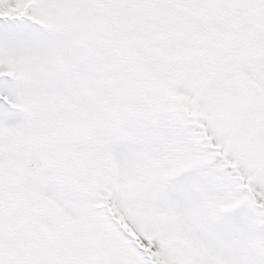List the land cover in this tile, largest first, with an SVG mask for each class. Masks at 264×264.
Returning a JSON list of instances; mask_svg holds the SVG:
<instances>
[{"label":"snow or ice","instance_id":"snow-or-ice-1","mask_svg":"<svg viewBox=\"0 0 264 264\" xmlns=\"http://www.w3.org/2000/svg\"><path fill=\"white\" fill-rule=\"evenodd\" d=\"M0 264H264V0H0Z\"/></svg>","mask_w":264,"mask_h":264}]
</instances>
